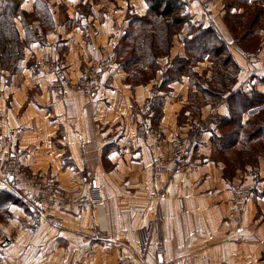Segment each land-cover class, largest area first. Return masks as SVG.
I'll list each match as a JSON object with an SVG mask.
<instances>
[{"label":"crops","instance_id":"0c3cea01","mask_svg":"<svg viewBox=\"0 0 264 264\" xmlns=\"http://www.w3.org/2000/svg\"><path fill=\"white\" fill-rule=\"evenodd\" d=\"M34 1H23L21 8L32 12ZM47 1L50 28L41 33L42 41L25 47L19 81L12 76L0 88V192H13L3 178V152L5 137L18 132L26 173L55 177L73 194L95 188L101 206L52 208V218L32 228V199L15 193L17 201L0 204V264H264V162L226 178L224 164L213 157V138L222 133L217 119L229 116V94L213 102L199 89L213 81L211 61L205 57L192 66L199 87L189 74L162 84L172 58L185 56L189 26L173 36L170 55L157 59L160 68L147 83L126 82V73L114 65L92 98L70 94L59 100L47 90L53 73L43 61L79 76L89 60L110 53L120 41L128 10L144 15L148 6L145 0ZM228 1L187 6L180 0L191 24L213 25L226 40L239 67L230 92L264 96V74L243 72L245 60L229 37L224 15L236 9ZM16 22L24 38L20 19ZM33 25L39 27V21ZM260 38L264 41V30ZM142 117L168 138L189 135L195 141L188 175L174 174L158 200L151 198L153 153L136 126ZM230 179L250 188L239 221L228 217Z\"/></svg>","mask_w":264,"mask_h":264},{"label":"trees","instance_id":"16d2710c","mask_svg":"<svg viewBox=\"0 0 264 264\" xmlns=\"http://www.w3.org/2000/svg\"><path fill=\"white\" fill-rule=\"evenodd\" d=\"M145 1L148 6L147 13L143 16L135 15L129 19L130 23L138 22L139 29L137 31L135 29L129 30V32H126L123 36V41H126L131 35L135 34L131 38L128 51H126L125 54H122V52L119 53L120 46L116 53L117 58L122 56V60L119 59V66L127 75L125 78L126 82L132 85L136 83L141 84L145 81L144 79L143 81H138L139 77L143 74L142 72H149L151 70L152 73H154L159 70L160 67L157 59L161 56L168 55L172 46L173 35L178 32L181 27L188 25L189 36L183 39L185 56H175L172 58V65L167 68L162 84H167L172 80L179 79L183 74H193L194 71L192 70V66L201 59L207 57L211 61L215 84L213 87L211 85L206 89L200 88L198 83L197 85L202 92H205L204 95L210 97L213 102L219 101L223 98L225 93L228 92L227 103L229 105V116L220 117L217 121L223 132L224 129H228L229 131L226 133L222 132L220 136H214L213 143H218L219 151L221 152L229 149L235 145V142L241 139L240 129L243 124L241 120L242 113L255 105L263 103V94L255 90H251L248 94L242 90L230 92L229 84L235 80L239 67L229 51L226 40L216 27L213 25L202 27L200 25L195 26L191 24L190 17L183 12V4L180 0ZM21 2L22 0H0V72L2 70H7L9 72L18 70L21 60L23 59L24 48L26 47L27 41H42V35L50 28L52 23L46 0H36L34 10L29 13L21 8ZM39 3L40 6L38 5ZM228 3L229 2L226 3L227 7ZM231 7L230 4V8ZM236 13L238 16H242L239 11L232 12L227 8L224 15L225 20H228V16L235 15ZM29 14L36 15V21H39V27H31V25L29 26L27 24L26 16ZM17 17H20L22 22L26 35L24 39L21 38L15 22ZM257 18L258 15L252 20L249 27H247L248 29L242 23L238 25L237 28L230 25L227 21V26L232 34H234L237 29L244 30L242 39H246L254 33L252 26L255 21H257ZM40 30L43 34L40 33ZM29 34H31L30 39ZM238 41L241 42L240 39H238ZM145 69H148V71H144ZM225 80L226 84H224ZM211 82H209V85ZM214 87L218 90H213ZM155 100L157 101L153 106L156 109L160 102V98H156ZM259 133H261L259 128L253 130L246 136V141L258 138ZM224 140L227 141L228 146H224ZM224 175L226 178H231L233 172L229 175L224 170ZM15 196L17 197L12 191H1L0 204L8 201H17Z\"/></svg>","mask_w":264,"mask_h":264},{"label":"built area","instance_id":"2783aa9c","mask_svg":"<svg viewBox=\"0 0 264 264\" xmlns=\"http://www.w3.org/2000/svg\"><path fill=\"white\" fill-rule=\"evenodd\" d=\"M187 6L199 0H181ZM209 1L215 6L221 0ZM208 5V6H209ZM245 60L250 75L264 74V52L246 51L241 54ZM111 59L107 55L93 58L86 63L84 70L75 79L71 78L64 68L53 60H44L43 65L53 73V79L47 89L56 99H64L70 94H78L92 98L103 85L104 77L111 67ZM262 107V106H261ZM139 137L152 150V182L151 198L161 199L166 195V188L176 173L187 176L193 167L190 153L193 141L186 135L166 137L163 130L149 123L142 117L137 121ZM7 147L3 152L5 169L3 178L19 196L32 199V210L35 217L32 228L39 227L45 220L52 218V208H88L98 209L99 192L93 188L89 194H69L61 189L54 179H41L37 173L27 174L21 167V150L18 145L19 133L12 132L6 136ZM230 192V210L228 217L239 221L240 213L250 194V188L242 180H233L228 184ZM179 208H184L182 197L177 198Z\"/></svg>","mask_w":264,"mask_h":264},{"label":"rangeland","instance_id":"374dc122","mask_svg":"<svg viewBox=\"0 0 264 264\" xmlns=\"http://www.w3.org/2000/svg\"><path fill=\"white\" fill-rule=\"evenodd\" d=\"M23 1H25V0H22V2ZM34 2H36V0ZM46 2L48 5L47 0H46ZM228 2H229V5L231 4V6L236 9V12L239 11L240 14L242 15V16H238V14L236 13L235 15L228 16V20H225V18H224V23H225L226 28L229 32V35H230L229 37L231 38V41L234 40V42L238 45V47L240 49L239 51H241V54H242V52H246V51L264 52V41L260 38L261 37V31L264 30V0H229ZM38 5L40 6V3ZM34 7H35V4H34ZM48 7H49V5H48ZM232 14H234V13H232ZM135 15H139V14L136 13L135 11H133L132 8H130V10H128V13H127L128 22H127L126 27H124V29H123L120 41L116 42V43L113 42L112 43V51L110 53L109 52L105 53V55L109 56V58L111 59V63H112L111 67L114 65H117V67L120 68L119 59L122 60V56L120 58H117V55H116L117 49H118V47L121 46L119 53L122 52V54H125L126 51H128V48L130 47L129 43L131 41V38L133 37V35H135V34H133L128 39H126V41H123L124 34L126 32H129V30L135 29L137 31L139 29L138 28V24H139L138 22H133V23L131 22L130 23V21H129V19ZM256 15H258L257 21H255L254 25L252 26L254 33L252 35H250L249 37H247L246 39L245 38L242 39V36L244 34V32H243L244 30H238L237 29V31L234 34H232L231 31L229 30L228 26H227V21H228V23L230 25H233L234 27H237L238 25H240L242 23L247 28L251 24L252 20H254ZM139 16H143V15H139ZM26 18H27L26 19L27 24L29 26L31 25V27L32 26L34 27L35 25H33V22L37 20L36 15L35 14H29L28 16H26ZM17 19H20V17H17L15 19V22L17 21ZM20 21H21V19H20ZM16 24H17V22H16ZM31 31H32V29H31ZM40 33H41V30H40ZM176 33L174 35H176ZM25 37H26V35H25ZM30 38H31V34H29V39ZM238 39H240L241 42H239ZM28 43H30L29 40L27 41L26 46L28 45ZM172 46H173V38H172ZM170 50H171V48H170ZM170 50H169L168 55H166V56L170 55ZM24 51H25V48H24ZM161 57H165V56H161ZM241 57L243 58L242 55H241ZM23 58H24V54H23ZM22 61H23V59L21 60V63H22ZM21 63H20L19 69L16 70L15 72H9L7 70H2L0 72V88L5 83H8L12 76H13L12 79H13L14 83L19 81V77H20V74H19L20 71L19 70L21 67ZM120 70H122V69L120 68ZM242 70H243V72H247L250 75L249 71L247 70L246 64L242 67ZM144 71H148V69L147 70L145 69ZM156 72L152 73L151 70L149 72H142L143 74L141 75V77H139L138 81L139 80L143 81V79H144L145 81L143 83H147L148 81L153 79ZM151 74H152V76H151ZM190 76H191V78H193V80L196 83H198V84L201 83L199 78L195 75V73L191 74ZM71 78H73V77H71ZM75 78H73V79H75ZM13 81H12V83H13ZM138 84H140V83H138ZM214 84H215V82L213 80L211 82L210 86L212 85V87H213ZM224 84H226V80L224 81ZM213 90H218V89L216 87H214ZM59 100H61V99H59ZM197 100H198L197 96L193 95L192 106H196L195 104H197L196 103ZM155 103H156V101H155ZM263 105H264V102L259 104V105H255L251 109H249V110L247 109L245 112L242 113V116H241L242 119H245V117L243 115L246 114L245 115L246 121H244V122L242 121L243 124H242V128L240 129V138H241L240 140H242V142L244 143V146L242 145V147L239 148L237 146V142L239 141L238 140L237 142H235L234 146H232L229 149L221 152V151H219L218 143L217 142L213 143L214 144L213 145V156L216 159H219L222 161V163L224 164V170L227 172V174L231 175L232 172L235 174L236 170L242 171V169L243 168L245 169V167L248 165H250L252 167L257 166L259 161L264 162V107H263ZM149 123H151V122H149ZM151 124L158 127L157 125H155L153 123H151ZM257 128H259V131L261 132V133H259V137L252 139L250 141H246L247 140L246 136L249 135L253 130H255ZM228 131H229L228 129H224V132L223 131L222 132L226 133ZM243 134H244V137H243ZM186 136H188L193 141L192 147L194 148L195 141L189 135H186ZM223 144H224V146L225 145L228 146V143L226 140H224ZM214 146H215V151H214ZM191 162H192V160H191ZM192 165H193V163H192ZM27 174H31V173H27ZM37 175L40 176V174H38V173H37ZM40 178L42 179V176H40ZM231 178H233V177H231ZM45 179H54L56 181V183L58 184V186L61 189H63L59 185V183L55 177H46ZM233 180L234 179H230L229 182H231ZM238 180H241V179H238ZM63 190L69 194L71 193L65 189H63ZM13 192L16 193L14 190H13ZM71 194H73V193H71ZM75 195H82V194H75ZM66 208H70V207H66ZM89 210H91V209H89ZM92 211H94V210H92ZM33 213H34V217H35V212L33 211Z\"/></svg>","mask_w":264,"mask_h":264}]
</instances>
